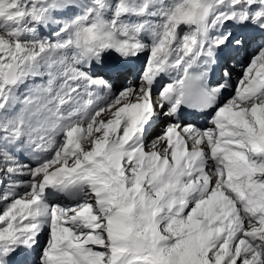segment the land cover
Wrapping results in <instances>:
<instances>
[{
	"label": "snow or ice",
	"instance_id": "1",
	"mask_svg": "<svg viewBox=\"0 0 264 264\" xmlns=\"http://www.w3.org/2000/svg\"><path fill=\"white\" fill-rule=\"evenodd\" d=\"M0 264H264V0H0Z\"/></svg>",
	"mask_w": 264,
	"mask_h": 264
},
{
	"label": "bare ground",
	"instance_id": "2",
	"mask_svg": "<svg viewBox=\"0 0 264 264\" xmlns=\"http://www.w3.org/2000/svg\"><path fill=\"white\" fill-rule=\"evenodd\" d=\"M159 128H160V127H159V122H158L157 125H154V126H153L152 135H153V134H156L157 131L159 130ZM150 142H151V141H150ZM46 239H47V237H46ZM46 239H45V240H46Z\"/></svg>",
	"mask_w": 264,
	"mask_h": 264
}]
</instances>
